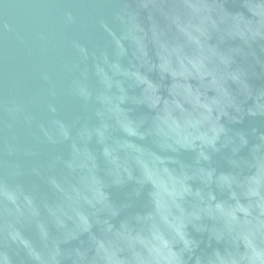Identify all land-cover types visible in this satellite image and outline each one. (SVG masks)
<instances>
[{"label": "water", "instance_id": "1", "mask_svg": "<svg viewBox=\"0 0 264 264\" xmlns=\"http://www.w3.org/2000/svg\"><path fill=\"white\" fill-rule=\"evenodd\" d=\"M0 264H264V0H0Z\"/></svg>", "mask_w": 264, "mask_h": 264}]
</instances>
